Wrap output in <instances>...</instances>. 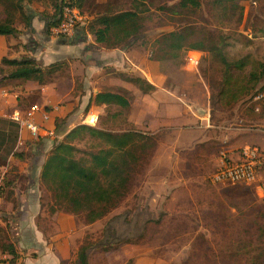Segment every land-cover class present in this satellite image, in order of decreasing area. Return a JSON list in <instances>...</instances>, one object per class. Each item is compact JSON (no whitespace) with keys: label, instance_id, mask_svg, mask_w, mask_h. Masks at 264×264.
I'll use <instances>...</instances> for the list:
<instances>
[{"label":"rangeland","instance_id":"rangeland-1","mask_svg":"<svg viewBox=\"0 0 264 264\" xmlns=\"http://www.w3.org/2000/svg\"><path fill=\"white\" fill-rule=\"evenodd\" d=\"M124 1L129 2L125 5L127 9L134 5L141 9V29L135 35L138 37L135 41L145 46L152 59L163 61L164 70L170 73L163 86L159 87L157 97L148 103L152 108L148 118L151 122L146 121L142 125L140 121L144 118L136 114L137 108L135 114L129 107L117 104H102L87 109L94 87L116 91L124 89L123 93L131 98H137L141 90L146 91L135 80V73L119 71L105 64L97 70L96 64L91 66L89 59L85 61L81 57L77 44L89 41L85 31L89 29V23L72 38L53 34L47 25L36 38L32 35L27 38L34 54H42L43 46L51 38L64 42L73 52L65 59L52 62L60 66L47 83L39 84L32 80L36 85L51 86L47 88L45 98L41 87L36 86L27 92L24 85L27 81L10 88L11 92L16 90L19 93V105L25 109L36 103L45 104L51 94L56 100L54 105L66 108L64 116L56 120L58 131L62 134L80 123L90 124L93 119H96L95 127L104 130L121 133L136 128L155 134L152 135L157 140L154 149L148 140L136 141L140 160L133 167L130 192L108 216L89 227L88 238L102 239L109 221L116 215H123L131 223H124L123 218L119 220L117 228L123 230L121 234L142 237L121 244L115 252L110 251L111 264H139L140 257L151 259V264H264V166L259 169L253 184H213L210 176L218 162L214 164L211 155L206 152L208 150L202 152L197 166L177 162L174 159V120H167L174 116V104H168L171 93L165 88L174 89L175 62L187 74L186 78L181 75V83L187 82L196 90L198 86L208 87L214 116L216 113L228 125L241 126L264 136V100L261 112L255 110L253 102L255 95L264 92V0H237L226 6L215 4L213 0H202V6L196 10L178 9L179 0ZM62 2L0 0V14L15 12L13 21L28 22L29 15L26 14L29 13L25 12L35 10L34 6L40 4L36 9L43 8L40 14L47 22L55 19ZM94 10V2L85 0L83 11L90 13ZM174 30L188 33L190 43L203 45L200 49L196 48L203 54L198 71L184 68L186 50L193 47L187 45L180 49L175 60L174 49L162 47L157 42L158 38ZM32 33L35 32L31 30ZM210 47L222 49L228 60L233 62L232 67L227 69L222 60L209 51ZM37 61L44 66L43 59ZM2 76L0 74V78ZM221 90L226 91L221 94ZM54 105H46V108L51 110ZM10 113L11 109L7 110L2 117L4 120H0V171L6 172L5 187L0 190V228L6 233L0 232V245L6 238L12 240L15 236L16 221L8 212L12 205L18 208V197L25 194V186L31 180V177L22 174V167L30 166L31 161L38 157L40 160L43 155L47 157L57 140L62 138L50 142L48 138L45 139L47 142L43 141L45 137L36 139L40 146L25 142L20 144L18 128L8 119ZM133 115L134 118L131 117ZM154 128L157 129L155 132ZM75 144L80 148L77 156L88 160L91 153L110 147L102 139L89 134L76 140ZM242 148H237L236 153L239 154ZM188 168H192L193 172L180 173L183 169L188 171ZM40 182L36 179L31 185H40ZM12 187H17L19 195L14 194ZM40 192L42 197L43 194L45 197L48 195L46 190L40 189ZM48 210L49 207H46ZM16 213L18 215L19 212ZM80 218L83 222L84 215ZM159 218L161 222L157 223ZM123 253L124 256L127 254L124 258ZM96 256L94 264H102L100 255Z\"/></svg>","mask_w":264,"mask_h":264},{"label":"crops","instance_id":"crops-1","mask_svg":"<svg viewBox=\"0 0 264 264\" xmlns=\"http://www.w3.org/2000/svg\"><path fill=\"white\" fill-rule=\"evenodd\" d=\"M92 1L95 4V10L90 13L85 12L89 17V22L99 19L104 16V13L115 14L124 10H129L125 7L129 2L124 0ZM36 6H40V4ZM36 6H34L35 10H25V14L29 13L26 14L27 16L29 15L28 22L21 20L18 22L13 21V26L19 31L16 35L0 34V64L2 58L5 56L9 58H19L26 55L33 56L36 59H43L44 66H46L50 65L52 62L65 59L68 55H72L73 52L68 48L67 44L58 40L56 41L54 38L46 41V45L43 46L42 54H34V51L31 50L32 48H30L31 46L28 44L27 38H30V35L36 38L37 34L43 33L46 28V22L40 14L43 8L40 7V10H37ZM14 15L15 12H10V14L4 13L3 15L0 14V19L3 20L5 17H11L13 20ZM97 27H101L100 24H98ZM29 28L30 31L28 30ZM31 30L35 33L31 34ZM85 31L88 34L89 41L85 42L84 40L80 43L78 42L77 45L82 55L81 57L85 61L89 59L91 66L96 64L98 66L97 70H100L101 64L110 65L113 66V69L117 68L119 71L133 72L136 74V77H140L144 80L142 86L146 91L143 92L141 90L137 98L127 96L126 92L123 93L124 89L123 91L107 90L124 95L129 101L127 107H129L132 112L137 108L138 112H136V114L144 118L140 121L142 125L151 122L148 118H150L149 115L152 108H149L148 103L157 97L160 91L159 87L163 86L170 74L164 70L163 61L152 59L146 52L145 46L140 41H135L133 38L129 39L128 42L120 44L99 42L96 40V35L94 33L90 32L88 29ZM84 44L85 46H83ZM181 75H185L184 78L187 77V74H184L179 65L174 62V89L165 85V88L171 93V95L168 96V104H174V116L167 120L168 122L174 120V159L177 162L183 163L184 165L186 164V166H197L196 162L199 157L203 155L202 152L208 150L206 152L211 155V160L214 161V164L216 161L219 164L223 152H226L229 156H236L237 153L235 150L246 145L255 144L264 148V136L262 134L256 131H247L248 129H243L241 126L228 125L224 120H221L220 117H217L216 113L214 116L208 87L205 86V88H203L202 86H198L197 90L196 88L193 89L187 82L186 84L180 82ZM118 77H120V75H117V78ZM6 82H0V120H4L2 117L6 115L9 109H11V113L16 109L22 111L29 109V107L25 109L19 105L18 98L20 95L16 90L14 92L10 91L15 81L7 80ZM90 83H92V81H90ZM24 85L27 92L29 89L35 88L36 86L41 87L40 89L43 91L41 93L43 97L46 94L47 88L51 87L49 85H36L32 80H27ZM103 90L105 89L94 87V93L93 96H91L92 108L100 106L95 103L94 98L98 92ZM21 93L25 92L22 91ZM50 95L45 104H36L44 108L47 107L46 105H54L56 100ZM48 111L51 115L48 124L52 125V123H54L56 126V120L64 116L66 108L54 105L52 109ZM10 114L8 119L12 122V125L14 124L18 128L19 138L21 137L23 142L32 146L39 145L37 143L39 141L31 137L27 130H20L19 125L11 120ZM131 117L134 118V115ZM37 118L41 120V115L37 114ZM95 120L96 119H94V121ZM86 121L87 120H85V122ZM96 124L97 123L93 122L89 125L96 126ZM71 128L73 127H70L67 131ZM156 130L157 129L154 128L153 132ZM49 138L51 137H45L43 141L45 139H47V141L55 140V138ZM50 145L49 143L48 146ZM45 159L46 156L43 155L42 160L38 157V159L31 161L30 166L22 167V174L26 177H31V180L29 185L27 184L25 186L27 188L25 189V194L18 197L20 201L18 211L14 210L12 205L11 210L8 212L11 217H14L16 221L15 225L17 226L16 232H13L15 236L11 240L19 254L17 264H75L77 258L80 257L84 250V241L90 235L87 233V230L97 221L86 223L84 218L82 222L80 217L84 215L83 213L76 214L61 209L51 212L50 205L53 204L54 201L50 192H48V197H45L44 194L42 197L40 189L44 190V187L42 188V185H38L37 183L36 185H31L34 180L35 182L36 179L37 181L40 180V174ZM194 166H192V168H194ZM177 168L179 169L180 167H176V169ZM192 168L191 170L188 168V171L183 169L180 173H192ZM19 190L23 192L21 189ZM17 194L19 195L18 191ZM46 207H49L48 211H46ZM15 211L19 212L18 215ZM110 251L115 252L117 250L111 249L105 251L102 247L94 248L89 256V264H94V258L97 257L96 255H100L101 262H103L102 264H111L110 257L112 252ZM126 256L127 254L125 256L124 253L122 254L123 258ZM150 261L151 259L140 257L138 263L151 264Z\"/></svg>","mask_w":264,"mask_h":264},{"label":"trees","instance_id":"trees-1","mask_svg":"<svg viewBox=\"0 0 264 264\" xmlns=\"http://www.w3.org/2000/svg\"><path fill=\"white\" fill-rule=\"evenodd\" d=\"M235 1L237 0H213V3L226 6L229 3H235ZM84 2L85 0H63L62 4L63 6L66 4L77 5L83 9ZM62 4L57 15L54 16L55 19L46 22L49 30L58 24L63 8ZM177 6L180 10H196L202 6V0H179ZM89 24L88 30L96 35V40L99 42L120 44L128 42L131 38L136 40L138 37L135 35L141 29V9H139L138 5H134L129 10L115 14L104 13V16L95 21L91 20ZM98 24L101 27H97ZM18 32L17 28L13 26L11 17L0 19L1 35H16ZM188 35L185 31L174 30L158 38L157 42L162 47L173 48L174 59L176 60L177 53L187 45L194 49L203 47L201 43H190L187 39ZM209 51H213L214 55L222 60L227 69L232 67L233 62L228 60L222 49L210 47ZM161 59L164 58L162 57ZM59 66V63L43 66L33 56H21L19 58L5 56L0 64V74H3L0 82L15 81L14 86H17L19 85L18 83L34 80L39 84H44L53 77ZM135 80L141 85L144 82L140 77H136ZM225 91L221 90V94L222 92L225 93ZM94 101L99 105L117 104L124 107L129 105V101L124 95L109 90L98 92ZM91 105L92 98L87 109ZM56 132L62 135V138L57 140V143H55L45 159L40 174V185H42V188L44 187V190L50 192L54 201L50 205L51 212L61 209L76 214L83 213L86 223H93L108 216L129 194L134 171L133 167L140 160V156L137 154L139 144H136V141L138 139L148 140L153 149L157 146V140L152 136L155 135L154 133L144 132L136 128L120 133L81 123L69 131L66 130L63 134L58 131V128ZM85 134L102 139L110 147H106L97 153H91L90 160L77 156L80 148L75 144V141ZM4 187L5 180L1 191ZM12 188L15 191L14 194L18 195L17 187ZM16 201L18 202L17 199ZM13 209L16 210L18 208L13 206ZM122 216L116 215L109 221L102 239L91 240L87 238L84 241V250L80 257L77 258L75 264H89L90 253L96 247H102L103 250L109 251L123 243H131L142 237L141 235L138 238H133L129 235L123 236L121 234L123 230L120 231L117 228L119 220L121 221V218H123L124 223H131L126 216ZM156 222L160 223L161 219L159 218ZM0 232L3 234V232L6 233V230L0 228ZM0 252L11 254V264H17L19 254L11 240L6 238L1 242Z\"/></svg>","mask_w":264,"mask_h":264},{"label":"built area","instance_id":"built-area-1","mask_svg":"<svg viewBox=\"0 0 264 264\" xmlns=\"http://www.w3.org/2000/svg\"><path fill=\"white\" fill-rule=\"evenodd\" d=\"M88 23L89 17L82 8L77 5L66 4L62 8L58 24L51 28V32L55 35L72 38L83 31ZM202 55V51L188 48L185 53L184 68L189 71H198ZM263 100L264 92H259L253 97L257 112H261ZM37 114L41 115V120H38ZM10 118L19 125L20 130H27L34 139L42 137L61 138V135L56 132L55 124H48L51 115L47 108L38 104L32 105L26 111L16 109L10 114ZM19 143H24L21 137ZM263 166L264 149L246 145L237 156H229L223 152L217 168L210 176V181L213 184H253L257 180L259 169ZM5 173V171H0V190L4 185ZM11 259L12 255L8 252H0V264H11Z\"/></svg>","mask_w":264,"mask_h":264},{"label":"bare ground","instance_id":"bare-ground-1","mask_svg":"<svg viewBox=\"0 0 264 264\" xmlns=\"http://www.w3.org/2000/svg\"><path fill=\"white\" fill-rule=\"evenodd\" d=\"M94 122V119H93V121H91L90 123H93Z\"/></svg>","mask_w":264,"mask_h":264}]
</instances>
